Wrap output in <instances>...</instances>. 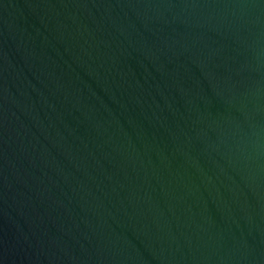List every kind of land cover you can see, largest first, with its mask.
Masks as SVG:
<instances>
[{
  "label": "water",
  "instance_id": "water-1",
  "mask_svg": "<svg viewBox=\"0 0 264 264\" xmlns=\"http://www.w3.org/2000/svg\"><path fill=\"white\" fill-rule=\"evenodd\" d=\"M0 264H264V0H0Z\"/></svg>",
  "mask_w": 264,
  "mask_h": 264
}]
</instances>
